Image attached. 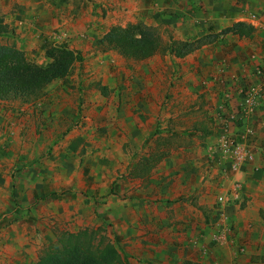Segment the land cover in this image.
<instances>
[{"label":"rangeland","instance_id":"374dc122","mask_svg":"<svg viewBox=\"0 0 264 264\" xmlns=\"http://www.w3.org/2000/svg\"><path fill=\"white\" fill-rule=\"evenodd\" d=\"M25 1L38 2L39 18L8 21L5 15L1 16L10 32L0 36V44L16 46L40 66L50 62L45 56L48 43L67 44L83 60L74 64L65 79L56 80L52 89L49 85L35 101L0 100V112L6 111L0 122L3 134L0 136V264H36L59 232L75 233L88 228L100 231L99 240L105 237V242L115 244L125 258L124 264H165L154 257L157 252L168 250L167 247L159 248L155 238L147 241L148 245L142 243L144 235L150 236L151 232L146 231L140 238L134 235L136 246L127 245L122 213L128 207L127 197L134 208L140 196L138 190L157 191L152 173L145 180L134 176L157 148L170 151V155L172 149L200 140L189 130L199 128L201 122L215 127L214 104L207 98L210 96L204 82L207 78L199 64V59L206 58L213 50L207 47L203 53L196 52L183 59L166 53L144 61L128 60L115 51L100 50L98 42L111 25H106V14L91 11L88 4L82 6V0L75 3L74 9L62 5L63 0H0V3L9 14L15 12L14 6H22ZM46 24L49 27L41 31ZM79 24L90 25L95 37L89 33V27L79 31ZM148 26L164 43L182 40L169 24ZM65 28L69 31L77 28V36L59 38ZM200 100L209 105L204 113L206 120L200 109L196 111ZM138 111L148 112V117L139 119L145 131L156 125L161 129L142 144H138L137 139L142 137L136 132L140 128L135 118ZM7 116L8 120L15 119L17 125L10 140L12 122H7ZM22 117L27 119L26 123ZM174 130L177 134L170 132ZM183 156L185 153L179 154ZM52 191L62 194L35 203V195ZM246 202L247 198L241 195L236 202L224 206L218 203L225 216L214 215L210 226L214 237L225 234L236 244L231 216L234 208ZM222 221L230 226L227 232L218 231L217 223ZM137 226L130 227L140 228ZM213 235L209 246L204 248L207 255L215 246L234 247L216 243ZM241 248L243 251L237 249V252L245 251ZM176 250L183 248L178 246ZM169 257L173 260L171 264L182 263L179 259L174 261L171 254L168 261Z\"/></svg>","mask_w":264,"mask_h":264},{"label":"crops","instance_id":"0c3cea01","mask_svg":"<svg viewBox=\"0 0 264 264\" xmlns=\"http://www.w3.org/2000/svg\"><path fill=\"white\" fill-rule=\"evenodd\" d=\"M25 2L22 6H14L15 12L9 14L5 12L6 8L3 10L4 4L0 3V17L5 15L8 21H13L14 18L38 19L37 14L41 7L38 2ZM77 2L78 0H63L61 3L74 9ZM87 4L91 11L94 9L102 15L106 14V25L111 27H126L136 23L147 26L169 24L183 41H195L207 35L219 34L215 41L194 52L203 53L207 47L213 50L206 58L199 59V64L202 70H205L203 74L207 78L204 81L206 91L210 94L207 98L211 100L210 104H214L215 127L201 122L199 128L195 126L190 129L189 132L198 135L200 140L174 148L177 150L172 149L169 157L163 159L152 170V181L158 185L157 191L151 193L138 190L140 196L136 198L134 208L130 207L132 205L130 198H126L128 207L122 213V218L127 245L131 243L132 246H136L132 237L138 235L140 238L149 231L151 235L146 234L142 238L144 246L155 238V241L159 242V248H168L166 251L156 253L154 259L157 262L171 264L173 261L171 257L168 261L171 254L174 261L179 259L181 262L190 259L202 264H264V108L250 120V125L255 131L257 153L255 159L242 171L231 172L228 162L220 157L217 148L222 94L224 92L230 94L234 108L237 105L238 84L250 81L258 83L262 80L264 0H82V6ZM76 17L78 15H75V21ZM57 20L59 24L61 22L59 17ZM238 22L254 27V32L248 37L234 33L221 34L223 30ZM48 25L40 28L41 31H45ZM87 27L93 36L94 29H90V25L79 24L78 30ZM64 30L67 32L63 31L59 38L77 36L75 33L77 28L71 31L66 28ZM23 38L24 41H28V38ZM192 54L186 57H191ZM190 70H193L192 66ZM55 83L56 81L50 85L51 89ZM200 101L201 105L196 111L200 109L206 120L204 113L209 110V105L206 106L203 100ZM5 114L6 111L0 112V122L3 121ZM146 117L147 111H138L135 118L140 123L139 119ZM6 119L7 122H12L10 140L17 125L15 119L8 120L9 116ZM21 120L26 123L27 119L24 120L22 117ZM127 121L129 126L130 120ZM138 126L139 131L136 132L142 137L140 140L137 139L138 144H142L150 135L161 130L157 125L146 131L141 123ZM7 129L9 128L6 127ZM170 132L177 134L176 130ZM2 135L0 133L1 137ZM182 152L185 153V157H179ZM235 181L240 185L242 198H247L245 204L234 208L233 217L230 215L232 219L230 223L233 222L235 227L232 233L237 240L236 247L215 246L207 255L204 248L209 246L210 237L214 233L210 226L213 224L214 215L219 214L222 209H219L218 197L225 194ZM137 221L140 223L137 224ZM131 225H138L140 228H131ZM130 239L133 243L129 242ZM196 245L199 247L196 248ZM137 246L141 244L138 243ZM178 246H181L183 251H177ZM237 246L244 247L245 251L237 252ZM189 248L194 250H187Z\"/></svg>","mask_w":264,"mask_h":264},{"label":"trees","instance_id":"16d2710c","mask_svg":"<svg viewBox=\"0 0 264 264\" xmlns=\"http://www.w3.org/2000/svg\"><path fill=\"white\" fill-rule=\"evenodd\" d=\"M254 27L238 22L222 31L221 34L234 33L248 37ZM10 32L0 18V36ZM219 34L207 35L195 41H171L164 43L160 35L151 27L136 23L126 27L112 26L99 40L102 52L115 51L122 57L133 61H144L157 54L169 53L184 58L202 46L212 43ZM45 56L50 59L47 66L30 61L25 52L14 45L0 44V100L21 99L24 102L35 101L44 94L46 88L56 80L65 79L77 62L83 60L81 54L69 48L67 44L48 43ZM169 152L157 151L141 164L134 176L147 178L152 170ZM62 193L43 192L35 195V203L56 199ZM99 230L84 229L78 232L61 231L56 241L45 248L36 264H124L121 250L113 243L98 239ZM182 264H202L186 259Z\"/></svg>","mask_w":264,"mask_h":264},{"label":"built area","instance_id":"2783aa9c","mask_svg":"<svg viewBox=\"0 0 264 264\" xmlns=\"http://www.w3.org/2000/svg\"><path fill=\"white\" fill-rule=\"evenodd\" d=\"M261 76L262 80L258 83L250 81L238 84L236 107H232L229 93L224 92L221 97L222 112L219 115L220 135L217 148L220 157L228 162L233 173L242 171L255 159L257 153L254 141L255 131L250 125V120L260 109L264 108V73H261ZM240 197V185L235 181L225 194L218 197V202L224 206L229 202L240 200ZM221 213L225 216L223 209L220 210V215ZM217 225L220 232H227L230 228L223 221L218 222ZM218 235L219 233L214 237L216 243L233 244L236 247V244L225 234ZM237 249L243 251L240 246H237Z\"/></svg>","mask_w":264,"mask_h":264}]
</instances>
